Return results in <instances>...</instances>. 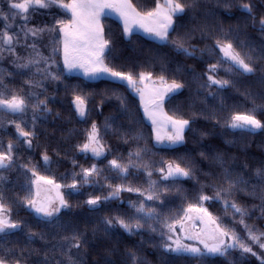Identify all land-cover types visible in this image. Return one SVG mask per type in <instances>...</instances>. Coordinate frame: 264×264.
I'll return each instance as SVG.
<instances>
[{"label":"snow or ice","instance_id":"6c2138e0","mask_svg":"<svg viewBox=\"0 0 264 264\" xmlns=\"http://www.w3.org/2000/svg\"><path fill=\"white\" fill-rule=\"evenodd\" d=\"M7 10L0 6V235L7 237L14 230H22L23 222L13 218V204L30 209L55 231L52 233L49 251L43 254L42 264H85L81 253L89 245L88 231L76 227L70 230L62 221L61 213L71 209L72 204L63 189L78 191L80 187L100 183L103 176L108 191L106 195L89 194L85 201L97 208L106 201L120 200L122 193L136 194L135 200L127 201L131 214L122 213L104 216L99 225H94L91 234L103 242L114 230L122 229L128 235L159 234L158 247L165 255L198 261L206 264L211 257L224 258L225 264H234L230 259L239 251L240 255L254 252V246L264 250V231L246 223L251 215L249 208L235 198L238 193L258 201L251 207L264 213V163L249 171L248 165L236 164V157L229 156L224 150L216 148L209 152L200 151L198 162L192 157L152 160L155 155L149 148L143 133L128 129L120 138L127 143L135 142V148L128 152L127 158L113 157L107 161V168L117 173L122 182L112 183L104 175V168L93 163L88 167L80 166V172H73L71 182L57 183L48 175H43L31 159L22 158L19 149L35 147L37 122L52 114L49 107L47 82L62 80L61 63L67 72H81L89 80L110 77L114 82L123 84L139 97L143 115L151 123V131L156 145L171 146L186 143L185 132L191 129L193 120L170 113L165 108L166 100L185 88V84L165 74L166 64L161 61L159 74L151 70L133 71L110 64L108 56L113 51L111 39L106 36L104 18L115 14L122 22L123 33L131 37L135 31L142 30L165 44H171L178 52L194 57H215V63L207 65L202 89L215 87L218 91L234 88L251 104L245 111L232 109L223 118V126L231 130L255 132L264 130V16L253 15L251 3L241 7L249 14L253 26L259 23L260 43L251 39H241L238 29H224L217 26L216 31L207 24L195 23L187 28L181 23L184 16L201 9V0H155L154 7H141L133 0H5ZM232 5L225 3L224 8ZM44 11L51 15V22L32 24L33 14ZM19 21V23H18ZM184 29L183 31H180ZM235 32V35H234ZM173 33L175 35L173 36ZM199 33L200 39L210 37L213 43L198 48L192 41ZM247 36V33H245ZM47 37L48 55L40 49L39 43ZM18 48L25 49L22 54ZM219 54V55H217ZM60 58L59 60L57 58ZM7 61L9 67L4 66ZM178 67L176 71H180ZM223 71L224 77L219 73ZM17 76L26 77L22 86L15 85ZM240 77H255L260 90H255ZM199 79V77H197ZM72 89L75 111L81 118L88 115V100L85 94ZM216 98L218 93L208 92ZM41 96L44 98L41 99ZM121 106L128 112L126 98L119 96ZM223 106V98L220 97ZM195 115V114H194ZM130 121L134 113H128ZM213 118H215L213 116ZM113 120L115 118H112ZM221 124V120H216ZM9 127L15 130V140L4 134ZM104 130L113 129L109 119L105 120ZM206 136L207 133H202ZM234 144V141H225ZM81 153H91L100 159L108 155L101 127L95 122L85 132V139L76 145ZM147 158V159H146ZM45 165L51 163L47 150L42 153ZM208 161L210 170L205 172L200 163ZM73 164L76 161L73 160ZM17 172L16 182L20 192L8 195V186L13 183L9 175ZM143 173L146 184H136L129 180L135 173ZM157 175L159 179H153ZM201 176L204 180L201 182ZM196 181L200 185L194 199L188 198L182 182ZM209 190L210 193L209 194ZM23 193V194H21ZM182 200L179 209L170 205L172 196ZM210 202H220L225 213H232L233 221L239 216L238 223L243 225L246 236L242 237L235 228L224 224L221 218L209 210ZM62 232H70L63 235ZM36 237L45 240L46 236L28 230L27 239ZM59 237V238H57ZM143 244L144 242L141 241ZM37 251L26 248L0 247V264H27L25 253ZM113 248H105L103 264H115L111 254ZM59 256V259H57ZM126 264H147L137 251H127ZM171 264V262H169Z\"/></svg>","mask_w":264,"mask_h":264},{"label":"trees","instance_id":"16d2710c","mask_svg":"<svg viewBox=\"0 0 264 264\" xmlns=\"http://www.w3.org/2000/svg\"><path fill=\"white\" fill-rule=\"evenodd\" d=\"M141 7L151 8L155 5V0H133ZM225 3H230L231 8H224ZM251 3L253 5V15L257 17L264 16V0H201V9L196 13V20L192 19V13L184 16L181 23L190 28L195 23L207 24L213 31L217 26L224 29H238L241 39H251L255 43H260L259 23L253 26L249 14L241 7L242 4ZM0 6L7 9L5 0H0ZM51 15L46 14L43 10L33 14L32 24H41L51 22ZM106 36L111 39L113 51L108 56V62L115 66L131 69L133 71L151 70L157 74L161 71V61L166 64L165 74L181 80L185 84V88L179 93L172 96L166 101L165 108L172 113L183 115L185 118H191L193 123L191 129L185 132L186 143L176 146H159L155 143L151 131V124L147 117L143 115V111L138 96L123 82H114L110 78H100L98 80H89L80 75H67L62 72V80L60 82H47V92L45 95L50 97L49 107L52 114L46 118H41L37 122V138L34 141L33 149H26L23 145L19 149V155L25 159H31L38 170L43 175L53 177L56 182L66 184L71 182L73 172H80V166L88 167L93 163L104 168V175L111 179L112 183L122 182L117 173L107 168V161L113 157L127 158L128 152L135 148V142L129 140L127 143L120 138L123 131L135 129L143 133L149 148L155 153L151 157L152 160L159 161L164 159H177L180 157H192L198 162L200 151L209 152L216 148H220L228 153L229 156L236 157V164H247L249 171L261 163H264V130H258L252 133L242 132L239 130H231L223 126V118L226 117L232 109L245 111L251 107L245 98L241 95L243 87L240 91L234 88H228L218 91L215 87L211 89H202L200 84L204 82V75L207 73V65L215 63V57L208 55L200 56L197 52L194 57H189L183 53H178L171 44H165L162 41L155 40L142 33L134 32L131 37L126 36L122 31V23L111 16L104 18ZM19 23V21H18ZM0 27H3V21L0 20ZM181 29L180 31H183ZM247 33V36H245ZM175 33H173V36ZM235 35V32H234ZM198 48L210 46L213 41L210 37L201 40L199 33L196 39L192 41ZM42 46L47 45V37ZM46 51L48 47H45ZM22 54L25 49L18 48ZM219 55V54H217ZM5 67H9L7 61L4 62ZM180 71H176L177 68ZM224 72L219 73L220 77H224ZM199 77V79H197ZM26 77L17 76L15 85L22 86L23 79ZM245 83L250 84L255 90H260V85L256 82L255 77H240ZM78 86L77 91L86 95L88 100V115L81 118L77 115L73 100L72 89ZM208 92L218 93L216 98L208 95ZM119 96L126 98L128 112H125L118 99ZM220 97L223 98V106L220 103ZM44 97L41 96V99ZM134 113L135 119L130 121L128 113ZM195 114V115H194ZM213 116L215 118H213ZM258 117L264 119V116ZM112 118H115L114 120ZM113 124V131L104 130L105 120ZM221 120V124H217L216 120ZM95 122L101 127V133L104 141L108 146V155L100 159H96L77 150L76 145L85 139V132ZM207 133L202 136V133ZM13 128H8L4 134V139L13 138ZM232 140L234 144H226L225 141ZM47 150L51 157V163L47 167L42 160V153ZM147 159V158H146ZM73 160L76 164H73ZM199 166L205 171L210 170L208 161L200 163ZM12 184L8 186V195L12 197L14 193L20 192L19 182H16L17 172L13 171L8 174ZM99 184L91 186L85 185L78 191L63 189L66 197L72 204L71 209L64 210L61 213L62 221L68 226L69 230L76 227L81 231H88L89 245L81 253L84 255L85 264H103V256L105 248H115L111 254V259L115 264H126L127 251L135 250L147 261V264H199L198 261H190L184 258H176L174 256L165 255L158 247L153 245L159 244V234H149L146 231L142 235H128L122 229L113 231L110 237L105 238L103 242L94 238L91 229L94 225H99L104 216H112L122 213L131 214L127 201L135 200L136 194L122 193L120 200L106 201L97 208H92L85 203L89 194L106 195L107 187L103 176L100 178ZM153 179H159L154 174ZM129 180L136 184H146L147 177L141 173H135L129 177ZM204 178L201 176V182ZM183 189L188 193L189 199H194L200 185L196 181L182 182ZM23 194V193H21ZM209 194L210 190H209ZM237 201L248 207L251 215L246 217V223L260 231H264V213L258 208L251 206L258 204L251 198L242 193H238L235 197ZM182 200L175 195L172 196L171 207L179 209ZM209 210L221 218L222 222L229 227H233L242 236H246L243 225L239 224V216L236 221L232 219V213L229 210L225 213L220 202H210ZM13 218L23 222L22 230H14L12 234L6 238L0 235V247H14L16 249L26 248L28 250L35 249L37 251L28 255L25 253L27 264H42L43 254L49 251L52 233L55 231L52 227L44 222L43 218L36 217L30 209L19 204H13ZM36 233L45 234L46 239L41 240L36 237L33 241L27 239L28 230ZM66 235L70 232H62ZM59 238V237H57ZM141 241L144 243L142 244ZM256 255L244 254L240 255L236 251L230 257L234 264H264V250L254 246ZM59 259V256H57ZM206 264H225L224 258L211 257Z\"/></svg>","mask_w":264,"mask_h":264},{"label":"rangeland","instance_id":"374dc122","mask_svg":"<svg viewBox=\"0 0 264 264\" xmlns=\"http://www.w3.org/2000/svg\"><path fill=\"white\" fill-rule=\"evenodd\" d=\"M7 10V9H6ZM111 17H114V18H116V19H118L119 21H120V19L118 18V16H116L115 14H113V15H111ZM121 22V21H120ZM122 23V22H121ZM135 32H139V33H142V34H144L145 36H148V35H146L142 30H140V31H135ZM148 37H150V38H153V37H151V36H148ZM153 39H155V38H153ZM155 40H157V39H155ZM159 41V40H158ZM39 47H40V49L44 52V55H48V49H47V51H46V48L45 47H48V46H42V45H40L39 44ZM58 60L60 59L59 57L57 58ZM61 70H62V72L63 73H65V74H67V75H80V76H83L84 78H86L81 72H71V73H69V72H67L66 70H63V66H62V63H61ZM104 78H110V77H104ZM111 79V78H110ZM135 93V92H134ZM136 94V93H135ZM137 95V94H136ZM138 96V95H137ZM139 98V97H138ZM167 101V100H166ZM165 104H166V102H165ZM141 108H142V106H141ZM142 111H143V109H142ZM150 122V121H149ZM151 124V123H150ZM9 128H11V127H9ZM13 132H14V136H13V140H15V130H14V128H13ZM7 141V138L5 139V142ZM166 145H168V144H161V145H159V146H166ZM168 146H171V145H168ZM87 155H90V156H92L91 155V153H87ZM50 165V164H49ZM49 165H46L47 167L49 166ZM58 183V182H57ZM33 214L36 216V217H38L34 212H33ZM39 218H42V217H39Z\"/></svg>","mask_w":264,"mask_h":264}]
</instances>
